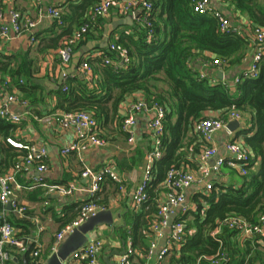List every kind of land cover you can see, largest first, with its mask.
Masks as SVG:
<instances>
[{
	"label": "trees",
	"instance_id": "obj_1",
	"mask_svg": "<svg viewBox=\"0 0 264 264\" xmlns=\"http://www.w3.org/2000/svg\"><path fill=\"white\" fill-rule=\"evenodd\" d=\"M147 1L151 3L147 18L151 37H147L148 28L141 22L144 14L140 12L136 18L138 23H134L131 33L119 31L118 36L111 33L109 43L100 49V55L87 59L91 70L98 75L97 80L88 81L75 74L61 83L55 91L57 107L64 111H88L99 127L110 116L116 115L119 103L134 92H140L141 99L147 104L157 102L163 107L161 156L154 162L151 178L146 184L142 212L139 215L129 212L127 215V219L135 218V221L142 215L144 222L148 220L149 223L157 219L159 205L164 201L157 204L153 200V189L162 181L164 187L170 168L181 169L180 154L177 152L186 138L198 136L193 130L194 123L205 118L206 111H220L221 117L227 119V110L231 106L239 111L252 112L250 127L237 132L243 136L249 149V160L242 165L246 174L240 175L239 185L212 182L208 192L200 191L192 196L194 209L178 211L175 220L183 221L185 234L179 247L173 249L167 264H214L216 259H219V264H264L263 238L255 234L242 239L238 231L220 226L230 216L256 223L260 215H264V54L257 76H241L235 92L221 82L210 84L206 78L199 76L191 62L203 50H208L214 54L213 58L225 60L229 65L239 63L247 50L248 35L238 33L236 29L221 31L217 17L194 11L191 0ZM230 1L235 10L248 16L251 26L264 25V7L258 0ZM92 8L79 21L78 27L88 24L90 28L99 18L92 16ZM61 17L62 23H56L58 27L64 24L63 13ZM89 33L87 31L84 37ZM111 44L127 50L128 63L115 66L105 62V59L117 60L116 52L110 50ZM80 45L81 42L70 46L71 54ZM25 63L29 61L24 57L7 55L0 50V81L11 77L18 82L19 77L27 75ZM64 86L66 89H63ZM19 88L26 92L29 87L19 84ZM35 100V97H30L29 104ZM15 129L16 124L0 118V174L24 154V151L4 141L6 136L13 135ZM223 164H228L226 159ZM106 178L108 176L101 179L100 185ZM92 200L101 204L105 202L97 200L96 195ZM75 206L72 204L70 208ZM74 215L76 213L63 220L62 225L71 221ZM10 221L20 227L17 235L29 234L33 228V224L25 219L11 217ZM218 226L219 231L213 233ZM120 234L126 240V230L121 229Z\"/></svg>",
	"mask_w": 264,
	"mask_h": 264
},
{
	"label": "crops",
	"instance_id": "obj_2",
	"mask_svg": "<svg viewBox=\"0 0 264 264\" xmlns=\"http://www.w3.org/2000/svg\"><path fill=\"white\" fill-rule=\"evenodd\" d=\"M97 1L40 0L36 2L35 0H0V10L3 12L4 22L9 21V11L12 9L19 11L22 16L37 20L34 31L36 39L33 43L30 42L28 33L0 40V50L3 53L17 55L19 58L24 57L25 60L29 61V63L24 64L27 75L17 78L18 82L15 81V78L7 77L12 84L9 90L26 99L28 103L30 97L37 99L28 105L11 104L9 106L11 113L22 115L28 111L33 116L42 117L53 112H63L64 110L57 107L55 91L66 78L78 74L85 77L88 81L94 82L98 79V75L91 70V67L88 76L80 74L78 70L80 63L89 57H95L100 54L102 47L98 45L106 37L108 39L111 33L114 32L115 36H118L117 32L119 31L131 33L134 23H138L136 18L140 10L134 9L132 13L121 12L117 6L112 7L108 14L99 17L91 25L88 30L90 35H86L77 42H81L80 47L71 54L69 63L64 65L58 54V49L67 40V37L78 28L79 21L87 16L88 11ZM258 2L264 7V0H258ZM210 4L212 10L219 11L229 19L231 26L238 33L248 35L247 50L241 61L233 65H229L225 60H221L223 62L220 65H214L211 62L214 54L211 51L203 50L199 54L200 56L191 62V66L198 72L200 77L203 74L204 77L202 78H206L210 84L221 82L231 88L232 92H235L239 78L246 75L255 53L256 47L252 36L253 26H251L248 16L235 10L230 0H211ZM49 5H54L62 11L65 16L63 26L58 27L55 20L46 15V8ZM208 13L213 15L212 12ZM127 17H131V24L118 23L116 27H113L116 19H125ZM260 26L264 27V25ZM88 43H91L93 47L79 57L78 63L73 68L75 53L83 45L88 46ZM108 43L109 41L107 45ZM63 74L64 76H62ZM19 84H26L29 88L26 92L25 90L24 92L20 91ZM92 84L90 83V85ZM142 97L140 92H134L126 96L119 103L116 115L110 116L108 121L100 126V136L105 140V144L103 146H92L80 152L71 151L65 154L61 152L63 147L70 145L74 141L75 134L73 130L62 128L54 121L45 122L27 116L20 123H14L16 124V129L13 135H10L11 137L30 140L37 145L43 146L47 151V169L40 174L42 176L40 184L34 185L32 182V177L37 174L34 167L29 172L16 174V180L21 187L15 188L12 198L17 203L27 207V217L10 216V218L16 217L30 221L33 224V228L29 234H34L38 231L43 264L53 252L51 246L55 233L64 225H62L63 220L71 217L74 213L77 215L80 204L89 199L86 192L89 181L82 177V171L85 168L100 171L105 167L113 171L123 181L124 188L120 190L119 184L108 177L95 194L97 200H105L104 204H102L105 209L119 213L118 218L114 219L112 225L98 226L91 233L92 239L98 238L104 243L98 257L99 264H107L104 259L107 255H110V261L118 264V259L122 255L119 253L124 252L129 241L133 254L127 264L156 263L159 248L166 243L170 227L166 226L162 231L163 235L156 237L152 228L155 221L153 223H149L148 220L144 222L142 215L139 216L137 221H135V218L134 220L132 218L127 219L129 212L134 215H139L142 212V205L137 208L130 206L131 194L144 179L146 155L151 149L153 134L148 128L151 114L145 112L136 114V123L133 127V142L127 141V135L120 128V121L121 118L126 116L129 106ZM232 110L239 114L238 118L233 119L230 117V111ZM205 115L206 117L217 116L223 119L220 111H206ZM252 116V112L239 111L234 106L227 110V119L224 120L227 123L237 120L239 124L233 131L229 130L226 125L225 128L216 132L214 136L216 153L207 160V165L210 168L220 157L224 160L226 159V161L231 159L225 148L228 142H239L246 148L247 152L249 151L244 143L243 136L238 135L237 132L250 127ZM183 144V147L177 152L180 154L179 167L183 170L191 171L194 175H198L203 165L200 160L203 146L202 140L195 136L191 139L186 138ZM227 165L222 163L218 171H211L206 181L239 185L240 175L242 174L236 168L231 166L230 168ZM11 166H7L3 175L12 172ZM162 182L155 185L153 189L152 198L157 204L165 199V189ZM55 186L64 189L73 187V190L70 193L61 194L56 190ZM200 191L208 192L209 190L205 188L204 183H192L184 190L185 203L190 208H195L192 196ZM72 204H76V206L70 208ZM6 209L9 210L10 208L6 206ZM76 215H74V218ZM39 226H41V229H39ZM15 228L18 233L21 231L20 227L15 226ZM121 229L126 230V240L120 234ZM215 230L213 233H217ZM166 232L165 242L161 244L160 241ZM152 241L157 242L158 247L153 250L151 257L147 259L144 256L146 253L145 249H148ZM172 251L173 249L161 264L168 263ZM14 255L15 259L11 261V264H23V254L14 253ZM67 262L68 264H83L74 260H68Z\"/></svg>",
	"mask_w": 264,
	"mask_h": 264
},
{
	"label": "built area",
	"instance_id": "obj_3",
	"mask_svg": "<svg viewBox=\"0 0 264 264\" xmlns=\"http://www.w3.org/2000/svg\"><path fill=\"white\" fill-rule=\"evenodd\" d=\"M39 2L40 0H35ZM77 1V0H72ZM211 0H191L192 8L194 11L204 14L212 12L220 22V30L228 32L231 29L235 30L231 26L227 17L221 14L219 11L211 9ZM117 6L121 12H131L134 9H139L144 14L140 18L141 22L148 28L147 37L150 38L152 31L149 29L150 22L147 20L151 11V3L147 0H100L92 8L93 17H102L109 13L112 7ZM61 10L54 6L49 5L46 8V15L55 20L57 24L62 23ZM37 20H33L22 14L17 10L9 11V21H3V12L0 10V40L10 39L12 37L21 36L28 33L29 40L33 43L36 39L35 26ZM89 29L88 24H83L78 27L72 35L67 38L63 45L58 49V54L64 65H67L71 59L70 46L81 40ZM252 36L255 43V53L253 55L250 67L246 73L249 77H256L259 68V62L264 54V27L254 26L252 28ZM110 50L116 52L117 60L105 59L106 63H111L115 66L125 65L129 62L127 50L116 44H111ZM100 55V54H98ZM212 64L220 65L223 61L219 58H213ZM78 70L80 74L88 76L90 73V65L87 60L80 63ZM64 76V74L62 75ZM204 77L203 74H201ZM65 78V77H64ZM11 82L8 78H4L0 81V118H5L11 123H20L27 116L34 117L36 120L50 122L54 121L62 128L71 129L75 134L74 141L61 149L63 154L71 151H84L92 146H103L105 140L100 136V127L97 120L93 115L84 110L79 111H63L53 112L43 115L42 117L33 116L29 112H25L22 115H16L10 112L9 106L11 104L28 105V101L15 92H11ZM66 89V86L63 87ZM139 112H145L151 114V119L148 122V128L153 134V143L151 149L146 155V166L144 169V179L140 185H138L131 194V207L137 208L141 206L146 199L145 187L147 182L151 178L152 167L154 162L161 156L160 150V136L163 132L162 119L165 111L163 107L157 102L147 104L143 99L139 98L133 102L129 108L125 117L121 122V130L127 134V141H134L133 127L136 123V114ZM231 118H238L239 114L232 110L230 111ZM227 121L217 116L205 117L198 120L193 125V130L198 134L203 142L202 151L200 153V160L203 165L200 168V173L194 175L191 171L170 168L166 173L164 181L165 199L159 205L157 213V219L152 228L156 234V237L163 235V229L166 227L167 217L169 212L178 211L185 212L190 207L185 203L184 190L192 183H204L206 189L212 187L210 181H206L211 171H218L224 159L218 158L213 166L210 168L207 165V160L210 159L216 153V147L214 145V136L217 131L225 128ZM5 142L18 150L24 151L22 156H19L13 163L12 172L8 174H0V264H11V261L15 259L14 253L25 254L28 264H43L41 260V244L38 240V231L34 234L17 235L18 230L10 221V216L27 217V207L25 205L17 203L13 198V191L15 188L21 187L16 180L17 173L29 172L33 167L35 168L36 175L32 177L34 185L42 182L41 173L47 169V151L43 146L36 143L25 140L15 139L11 136L5 137ZM228 154L231 159L227 161L228 165L236 168L242 175L246 174V169L242 166L249 160L248 152L246 148L239 142L231 141L225 145ZM82 177L89 181V186L86 188L89 199L80 204L78 214L74 219L64 224L56 233L54 241L51 246V250L54 252L57 250L60 243L65 237L77 226L88 220L91 216L95 215L99 210L105 209V206L97 203L92 198L96 192L100 189V181L104 176H108L115 180L119 184L120 190L124 188L123 181L109 168H102L100 171L93 170L91 168H85L82 173ZM56 190L61 194L70 193L73 187L64 189L59 186H55ZM7 204H10V209H6ZM178 210V211H177ZM175 216V218H176ZM175 218L169 228L166 243L159 248L156 263L161 264L164 258L170 253L172 249H177L183 240L185 234V224L183 221H176ZM231 229L238 231L239 236L243 239H247L255 234L264 239V215H260L256 223L246 221L241 217L230 216L225 218L221 223ZM218 226L215 230L220 229ZM41 229V226H39ZM264 244V241L262 242ZM103 241L98 238H93L87 241L84 246L74 250L70 253L66 260L61 264H68V260L79 261L86 264H99V253L103 248ZM158 247V243L152 241L145 253V258L149 259L153 253V250ZM28 253V254H27ZM133 254V249L130 241L127 248L118 259V264H127L129 258ZM214 264H219V259L213 261ZM150 264V263H146Z\"/></svg>",
	"mask_w": 264,
	"mask_h": 264
},
{
	"label": "water",
	"instance_id": "obj_4",
	"mask_svg": "<svg viewBox=\"0 0 264 264\" xmlns=\"http://www.w3.org/2000/svg\"><path fill=\"white\" fill-rule=\"evenodd\" d=\"M121 23H128L131 24L132 20L131 17H127L125 19H116V21L113 23V27H116L117 24ZM108 39L107 37L98 45L100 47H104L107 45ZM93 46L91 43H88V46L83 45L78 52L75 53L73 57V68L78 63V59L82 54L86 51L91 49ZM239 122L237 120H232L227 123V128L231 131H233L237 126ZM7 208H10V204H7ZM119 216V213L113 212L110 209H102L99 210L95 215L91 216L88 220L74 228L66 237L65 239L60 243L57 250L52 252L49 257L47 258L45 264H61L62 261L66 260L67 257L70 255L71 252L74 250L84 246V244L87 241H90L92 239L91 233L93 230L102 225H112L114 222V219H117ZM176 212H169V215L167 217L166 226L170 227L173 221V218H175ZM167 232L164 234V237L161 239V244H164L165 238H166ZM123 254V252L119 253ZM110 255H107L105 259L107 264H116L115 262H112L109 260ZM23 264H27V258L24 254L22 256Z\"/></svg>",
	"mask_w": 264,
	"mask_h": 264
}]
</instances>
